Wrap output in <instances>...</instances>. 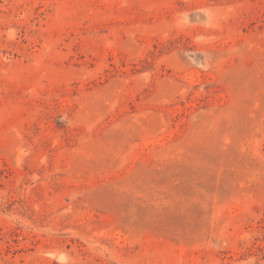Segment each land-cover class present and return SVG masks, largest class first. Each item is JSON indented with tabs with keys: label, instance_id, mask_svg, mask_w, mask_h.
<instances>
[{
	"label": "rangeland",
	"instance_id": "obj_1",
	"mask_svg": "<svg viewBox=\"0 0 264 264\" xmlns=\"http://www.w3.org/2000/svg\"><path fill=\"white\" fill-rule=\"evenodd\" d=\"M0 264H264V0H0Z\"/></svg>",
	"mask_w": 264,
	"mask_h": 264
}]
</instances>
